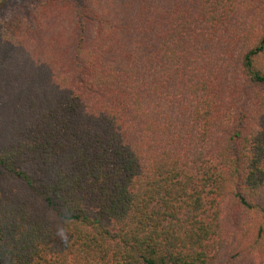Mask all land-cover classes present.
I'll return each mask as SVG.
<instances>
[{"label": "trees", "instance_id": "trees-1", "mask_svg": "<svg viewBox=\"0 0 264 264\" xmlns=\"http://www.w3.org/2000/svg\"><path fill=\"white\" fill-rule=\"evenodd\" d=\"M0 264H264V0L0 16Z\"/></svg>", "mask_w": 264, "mask_h": 264}, {"label": "rangeland", "instance_id": "rangeland-1", "mask_svg": "<svg viewBox=\"0 0 264 264\" xmlns=\"http://www.w3.org/2000/svg\"><path fill=\"white\" fill-rule=\"evenodd\" d=\"M35 0H0V16L12 10H28Z\"/></svg>", "mask_w": 264, "mask_h": 264}]
</instances>
